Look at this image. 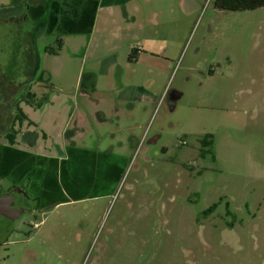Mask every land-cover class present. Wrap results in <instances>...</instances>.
Here are the masks:
<instances>
[{"label": "rangeland", "instance_id": "1", "mask_svg": "<svg viewBox=\"0 0 264 264\" xmlns=\"http://www.w3.org/2000/svg\"><path fill=\"white\" fill-rule=\"evenodd\" d=\"M194 1L141 0L138 30L148 17L153 34L144 44L133 8L103 10L91 33L63 34L52 14L64 0H0L1 86L5 94L7 84L18 87L9 104L36 124L18 143L30 136L38 150L59 154L102 139L104 155L123 143L113 151L122 157L115 180L76 194L92 198L0 218V264H264V8L228 12L214 0ZM143 45L158 55L150 62L161 77L155 104L125 120L134 134L116 132L110 116L96 131L86 116L111 109L105 100L117 92L102 88L132 83L126 53ZM84 88L92 98L79 94ZM30 91L37 98L29 103ZM7 102L0 96V110ZM85 162L72 160L74 174ZM9 187L0 178V196Z\"/></svg>", "mask_w": 264, "mask_h": 264}, {"label": "crops", "instance_id": "2", "mask_svg": "<svg viewBox=\"0 0 264 264\" xmlns=\"http://www.w3.org/2000/svg\"><path fill=\"white\" fill-rule=\"evenodd\" d=\"M144 1L150 2V0ZM193 2L195 1L193 0ZM140 5L144 8L143 4H141V0H69L67 7H64L62 4L59 8V12H54L52 14V19L56 26L55 29L63 34H74L77 30L79 33H81V31L87 33L94 31L97 19L103 10H107L108 14L113 15L117 8L125 10L133 8L132 28L136 29L139 35L143 31L138 30L139 27L137 26V13L140 12ZM62 9L66 10L69 14L67 16L62 15ZM142 23L148 24L144 27L145 30L142 32V38H144V44H149L151 39L148 34H152L150 19L145 17ZM133 49H135L133 53L134 60L131 62L129 57ZM133 49L126 53L127 57L125 58L126 63L135 67L132 75V83L127 85L124 82H120L117 88H114L113 85L102 88L104 93L108 92L107 94H111L113 91L117 92L116 100H105V105H111V109L105 111L102 106H100L95 115L90 116L88 114L86 116L87 120L91 121L92 124H94V120L97 121L96 131H100L107 126V124L103 123L106 122L105 118L108 116H110L109 122H112L114 125L113 129H115L116 132L123 129H126V131L133 130L135 125L131 123L129 125V122L134 121V119L137 120V118L140 119L144 114L146 115L149 106L155 104L156 96L153 86L155 81H157L156 78L158 77V80H160L161 77L159 74L160 69L159 71L155 69L150 62L151 58H155V56L158 55L153 53V51H149L144 45L143 47ZM163 52H167L166 49L163 50ZM163 90L161 99L164 97L167 88ZM27 94L31 95V99L33 98L32 100H36V94L31 91ZM79 94L83 97L92 98V93L87 88L82 89ZM175 94L178 93L175 92ZM39 106L41 108L42 104ZM75 106H77V104H75ZM124 115H127V117H124ZM15 116L14 114L9 120L10 127L8 126L9 129L7 127V136L14 134L11 130L14 126V130L17 132L15 136L16 144L12 146L8 141L6 144L0 143V178L7 180L11 187L21 188L31 200L36 202V210L54 208L79 198H92V196L79 197L76 196V194L80 193L81 195V192L89 189L91 186H97L98 183L106 187V185H109L108 182L115 180L116 169L121 168L120 163L122 162V157L113 155V151L117 147L119 150L123 149V147H121L123 146L122 142H120L119 145H111L110 150L112 154L107 153V155H104L102 151V139L95 145V148L72 145L66 147L64 151L59 149V154H48V152L38 150V148L35 147L36 143L34 139L30 136L25 140V145L18 143L17 139L24 133L23 128L36 126V124L27 116L29 121L23 120L21 124L17 123V125H19V129H17V125H14ZM68 126H70V122ZM127 132V134H134V130L133 132ZM47 138V135L44 134V139ZM76 149H78V151L82 150L81 152L83 153L80 152L82 156L79 155L78 158L74 156L71 157L70 151L74 152ZM74 159L77 160V163H79L80 160L86 161L84 163L85 168L83 167L84 172L82 175L74 174V166L72 167V160ZM102 196H109V193H102Z\"/></svg>", "mask_w": 264, "mask_h": 264}, {"label": "trees", "instance_id": "3", "mask_svg": "<svg viewBox=\"0 0 264 264\" xmlns=\"http://www.w3.org/2000/svg\"><path fill=\"white\" fill-rule=\"evenodd\" d=\"M68 1L69 0H64L63 5L64 7L68 6ZM215 1V7L216 9H218L219 11H228V12H245V11H255L257 9H261L264 8V0H214ZM61 14L64 16H67L69 13L62 9L61 10ZM59 46L60 49L63 47L62 41L59 40ZM135 49L132 50V53L129 57V60L132 62L134 60V53ZM27 99L30 102L31 99V95L27 94ZM23 120H28L29 118L25 115V113L23 112L22 109H20L18 107V112L15 116V122L14 125L16 126L17 123L21 124ZM13 131L14 134L12 135H5V139L8 141V143L10 145H15V139H16V135L17 132L14 130V126L11 129ZM212 144V141L210 140L209 137H206L203 140V147L204 149L209 147ZM205 153H202V156H205ZM215 208L211 207L207 212L212 213L214 211Z\"/></svg>", "mask_w": 264, "mask_h": 264}, {"label": "flooded vegetation", "instance_id": "4", "mask_svg": "<svg viewBox=\"0 0 264 264\" xmlns=\"http://www.w3.org/2000/svg\"><path fill=\"white\" fill-rule=\"evenodd\" d=\"M1 24H7V12L2 13L0 14V25ZM14 88V89H13ZM6 89V88H5ZM15 90V91H14ZM18 90V87H11L7 84V94H5V90L3 88V86H1V82H0V96H6L7 95V104H5V107L3 109L0 110V119H3L2 118V115L6 114L7 117V121L9 119H11V113L12 111L14 110V114L16 115L17 112H18V107L20 108V104H9V100L12 98L13 94H16V91ZM3 106V105H1ZM0 106V107H1ZM21 109V108H20ZM11 193L12 196L15 198V203H16V206L18 208H22L25 210V212H29L31 210V206L34 205V207H36V202L31 200L28 195L19 187H11L10 189H8L7 193ZM5 194V195H6ZM4 196V195H2ZM227 209H229V205L227 206ZM228 215H229V210H228ZM0 218H3V217H0ZM5 219V218H4Z\"/></svg>", "mask_w": 264, "mask_h": 264}, {"label": "water", "instance_id": "5", "mask_svg": "<svg viewBox=\"0 0 264 264\" xmlns=\"http://www.w3.org/2000/svg\"><path fill=\"white\" fill-rule=\"evenodd\" d=\"M181 98V95L172 93L171 101L176 102ZM25 213V210L18 208L15 203V198L11 193H8L4 196H0V217L8 219L10 221H15L19 219L22 214Z\"/></svg>", "mask_w": 264, "mask_h": 264}]
</instances>
